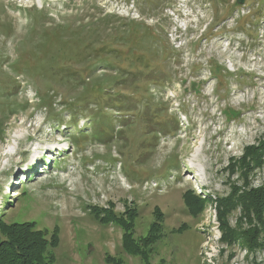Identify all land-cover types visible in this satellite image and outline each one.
Instances as JSON below:
<instances>
[{"label":"rangeland","instance_id":"374dc122","mask_svg":"<svg viewBox=\"0 0 264 264\" xmlns=\"http://www.w3.org/2000/svg\"><path fill=\"white\" fill-rule=\"evenodd\" d=\"M236 3L0 0V239L32 225L43 264H264V0Z\"/></svg>","mask_w":264,"mask_h":264},{"label":"trees","instance_id":"16d2710c","mask_svg":"<svg viewBox=\"0 0 264 264\" xmlns=\"http://www.w3.org/2000/svg\"><path fill=\"white\" fill-rule=\"evenodd\" d=\"M237 4L238 3H236V5ZM130 23L136 30L142 31L141 34L136 36L139 39H146L144 35L146 31L144 30H147V28L144 29L141 27L144 26V22L130 21L126 23V25ZM119 28L120 31L121 27L119 26ZM113 104H111V106H114ZM101 116H104L103 113ZM105 127L108 129L110 128L106 125ZM260 145L261 148L264 149V142ZM248 149H253V147H248ZM246 154H248V152H245V155L242 157L243 159L248 156ZM249 198L254 202L251 206L253 207L252 209H255L256 205H262L264 201V192H262L261 189L252 190L249 193ZM3 231L6 234V238L0 239V264H43L50 253V246H54L51 241L47 242L40 231L37 232V230L33 229L32 225L27 223L9 225L3 228Z\"/></svg>","mask_w":264,"mask_h":264},{"label":"water","instance_id":"95a60500","mask_svg":"<svg viewBox=\"0 0 264 264\" xmlns=\"http://www.w3.org/2000/svg\"><path fill=\"white\" fill-rule=\"evenodd\" d=\"M236 2H237L238 4H240V5H242V4L245 2V0H236Z\"/></svg>","mask_w":264,"mask_h":264}]
</instances>
